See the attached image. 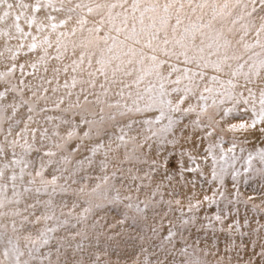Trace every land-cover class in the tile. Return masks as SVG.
<instances>
[{"label": "rangeland", "instance_id": "obj_1", "mask_svg": "<svg viewBox=\"0 0 264 264\" xmlns=\"http://www.w3.org/2000/svg\"><path fill=\"white\" fill-rule=\"evenodd\" d=\"M166 2L145 0L158 5L151 14L157 20ZM130 4L0 0V264H11L9 240L29 264H193L197 257L205 264L208 245L202 238L195 244V229L183 231L184 253L179 237L173 248L152 232L163 223L166 233L178 213L153 199L159 191L164 200L176 198L153 174L157 144L144 123L150 114L137 111L141 65L125 53L141 46L113 30ZM242 12L236 7L233 15ZM181 14H191L186 3ZM62 20L64 27L52 28ZM133 22L130 15L129 27ZM105 36L123 43L110 52ZM259 184L245 188L256 203L264 195ZM206 264L216 258L207 256Z\"/></svg>", "mask_w": 264, "mask_h": 264}, {"label": "snow or ice", "instance_id": "obj_2", "mask_svg": "<svg viewBox=\"0 0 264 264\" xmlns=\"http://www.w3.org/2000/svg\"><path fill=\"white\" fill-rule=\"evenodd\" d=\"M185 3L190 15L181 14ZM250 3L168 0L157 20L151 14L158 5L131 0L129 8L117 14L123 17L120 24L113 23L116 33L126 32V40L141 46L125 53L138 56L141 65L135 83L144 88L137 111L150 114L144 123L157 144L153 174H161L159 187L176 198L164 200L163 191L153 193L169 212L175 205L178 216L175 224L169 221L166 233L163 223L152 232L173 248L179 237L184 253L189 245L183 231L195 229V244L202 238L208 245L205 264L209 255L216 264H264V195L256 203L245 191L257 180L264 189V15L258 16L264 12V0ZM118 6L124 7L111 5ZM236 7L243 8L238 16L233 15ZM130 15L134 22L129 27ZM105 40H111L110 52L123 43L118 37ZM35 47L30 45L31 50ZM20 68L23 71V65ZM15 69L13 65L9 71ZM139 100H146L142 108ZM8 245L4 256L11 264H29L22 262L25 253L18 244L9 240ZM193 264H201L200 258Z\"/></svg>", "mask_w": 264, "mask_h": 264}]
</instances>
